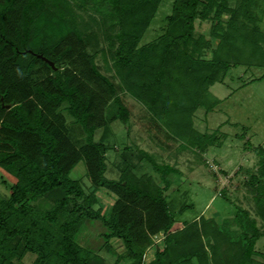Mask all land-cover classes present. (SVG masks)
I'll list each match as a JSON object with an SVG mask.
<instances>
[{"label": "trees", "instance_id": "trees-1", "mask_svg": "<svg viewBox=\"0 0 264 264\" xmlns=\"http://www.w3.org/2000/svg\"><path fill=\"white\" fill-rule=\"evenodd\" d=\"M98 1L117 28L109 54L115 86L92 56L83 54L75 21L57 0H0V173L8 189L7 198L0 199V264H19L27 254L34 256L30 264H104L75 242L79 230L91 224L102 228L104 242L121 243L116 259L125 264H264V251L253 249L264 238L261 147L253 148L256 169L245 182L253 216L233 204L232 217L219 222L201 214L178 222L164 197L169 168L160 171L161 187L134 173L125 148L118 178L104 176L106 154L115 145L109 143L110 124L127 119L124 96L144 107L147 127L156 136L198 149L220 145L214 133L197 134L191 116L218 104L208 88L230 67L264 68V34L254 0H238L236 7L228 0H172L161 35L142 46L141 36L163 0ZM196 20H209L207 37L195 32ZM211 39L218 40L214 48ZM61 106L81 142L70 137ZM78 163L83 173L74 177ZM158 233L162 247L144 263Z\"/></svg>", "mask_w": 264, "mask_h": 264}, {"label": "rangeland", "instance_id": "rangeland-1", "mask_svg": "<svg viewBox=\"0 0 264 264\" xmlns=\"http://www.w3.org/2000/svg\"><path fill=\"white\" fill-rule=\"evenodd\" d=\"M237 1L228 0L227 4L229 7H236L239 4ZM57 2L75 21L83 54L92 56L98 71L110 78L114 86L117 85L118 78L112 71L109 55L116 46L113 38L117 28L113 25L115 20L105 14V4L98 0L88 1L84 5L80 0H68L67 4L62 0ZM171 2L172 0H163L158 6L141 36L139 46L155 42L161 35V28L165 25L164 18L170 14ZM53 8V12L59 11V8ZM253 12L258 20L257 26L264 34V0H254ZM209 25V20H196L193 26L197 34L207 37ZM210 42V48H214L218 40L211 39ZM209 53L210 50L205 57ZM61 67L66 68V65L62 64ZM208 92L219 102L209 111L196 109L191 116L192 128L197 134L214 133L220 145L214 143L202 149L178 141H168L162 134L156 136L147 127L144 107L130 97H122L127 119L124 124L119 121L110 124L109 143L115 145L106 154L107 169L104 176L107 179L118 178L123 168L119 153L125 148L134 173L152 177L161 187L163 183L160 181V171L164 167L169 168L165 172L168 174L164 179L169 181V185L164 191V197L178 222L190 221L198 214L215 218L219 222L220 218L232 217L233 204L253 216L252 194L245 182L249 173L256 169L257 158L253 148L261 147L264 150V68L232 66L219 83L208 88ZM63 106L59 114L64 119L69 135L76 136L81 142L80 131ZM98 135L99 131H96L95 140ZM147 157L159 167V171H155L156 166L148 162ZM73 171L72 176H81L82 164L78 163ZM1 178L0 173V199H6L8 189L1 183ZM98 195L106 206L111 204L108 196ZM101 236L102 228L98 224L86 225L79 230L75 242L100 256L104 264H125V260L116 259L123 252L121 243L118 240L104 242ZM162 238L161 233L151 238V246L143 255L144 263L151 260L155 247H162ZM253 249L264 251L263 237L254 243ZM33 257L27 254L19 264H30Z\"/></svg>", "mask_w": 264, "mask_h": 264}, {"label": "water", "instance_id": "water-1", "mask_svg": "<svg viewBox=\"0 0 264 264\" xmlns=\"http://www.w3.org/2000/svg\"><path fill=\"white\" fill-rule=\"evenodd\" d=\"M28 53H31L30 51H28ZM36 57L38 59H40L41 61H43L45 64H47L53 71L56 70V68L54 67L53 63L50 62L49 60L45 59L44 57H42L41 55H36Z\"/></svg>", "mask_w": 264, "mask_h": 264}, {"label": "crops", "instance_id": "crops-1", "mask_svg": "<svg viewBox=\"0 0 264 264\" xmlns=\"http://www.w3.org/2000/svg\"><path fill=\"white\" fill-rule=\"evenodd\" d=\"M152 259V258H151ZM148 261H150V260H148Z\"/></svg>", "mask_w": 264, "mask_h": 264}]
</instances>
